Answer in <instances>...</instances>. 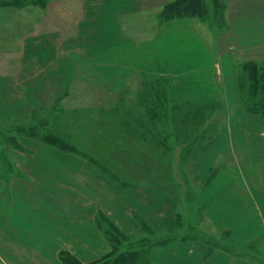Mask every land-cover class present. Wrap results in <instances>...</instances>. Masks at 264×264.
<instances>
[{
  "label": "crops",
  "instance_id": "crops-1",
  "mask_svg": "<svg viewBox=\"0 0 264 264\" xmlns=\"http://www.w3.org/2000/svg\"><path fill=\"white\" fill-rule=\"evenodd\" d=\"M152 1L86 0L87 11L106 10L101 19L104 45H92L90 34L75 39L78 32L67 39L58 32L43 33L26 39L27 52L35 57L32 64L39 70L55 65L56 72L71 65V75L74 61L80 58L92 63L101 59L135 61V66H128L126 74L120 75L122 79L124 75L126 80L136 75L147 81L171 76L177 81L180 97L197 104L223 102L229 122L225 138L212 151L217 160L220 150L235 139L233 131L238 126H233L232 114L242 115L243 111L236 106L240 94L234 61L240 56L264 61V0H227L231 21L227 31L217 33L192 19H178L153 27L146 39L127 35L123 20L159 3ZM100 48L104 52L95 51ZM25 62L27 67L31 61ZM92 70L102 73L103 69ZM70 79L68 74L66 82ZM0 80L11 86L6 105L0 93V119L11 121L14 127L29 123L32 97L46 98L49 88L35 95L17 94L13 78ZM118 100L119 95L103 106L115 108ZM7 152L16 171L0 175V264H63L60 253L64 250L83 263L108 256L112 245L97 223L101 212L129 235L142 232L144 225L157 227L148 228L150 234L165 242L152 246L149 264H264L251 253L255 249L264 252V188L258 201L248 199L239 191V177L226 166L200 192V204L208 217L201 220L199 232L191 230L190 223L177 221L178 194L169 185L127 187L90 159L33 136H19L15 145L7 146ZM206 160L210 168L215 156ZM192 235L200 238L197 245ZM212 235L217 242L202 240Z\"/></svg>",
  "mask_w": 264,
  "mask_h": 264
},
{
  "label": "rangeland",
  "instance_id": "rangeland-1",
  "mask_svg": "<svg viewBox=\"0 0 264 264\" xmlns=\"http://www.w3.org/2000/svg\"><path fill=\"white\" fill-rule=\"evenodd\" d=\"M13 1L0 0V77L13 78L14 84L17 85L15 89L17 94L28 95L29 92L35 95L42 93L45 88L49 90L46 98L41 99L33 95L31 103L33 118L29 123L14 127L11 121L0 119V158L2 157L0 175H3L2 172L16 171L13 163L7 160L9 159L7 146L15 145L19 136L35 138L42 136L48 126L55 125L63 112H65L63 114L70 113L73 116L77 110H90L86 117L93 122L99 120L102 115L109 116L110 113L111 118H114V113L120 104L125 106L122 114L126 113L127 118L132 116L133 124L135 123L134 114L146 116L142 129L125 130L126 133L135 135L133 139H143L140 148L143 151L142 154H147L153 160L150 168L143 165V168L136 169V171L139 170V174L144 178L141 184L157 183L156 176H154L156 171L161 167H166L165 170L169 174L165 181L171 178V182L161 184L169 185L177 191L179 204L176 217L179 223H185V225L190 223L191 230L198 229L197 231L200 232L201 220L208 217L206 209L200 204V192L225 166L233 171L236 177H239L240 193L246 197L248 195V199L251 198L252 201L259 200L260 189L264 188V121L259 113L248 109L251 107L253 110L254 104L263 99L261 94L260 97H254L251 100L247 88L243 95L238 81L243 73L244 63L255 61L253 58L240 56L237 61H234L240 94L236 106H241L244 112L242 111V115L232 114L233 126L234 124L238 126V129L233 131L235 139L227 145L226 149L222 147L223 150H220L216 160V153L212 151L216 149V144L225 138L229 122V115L226 113L223 102L197 104L192 99L180 97L176 89L178 88L177 81L171 76H160L147 81L136 75L128 76L126 80L124 75L122 79L120 75L126 74L128 66H135V61L101 59L92 63L93 61L89 62L80 58L74 61L73 75L69 70L71 65L68 67L65 65L61 70L58 68L55 72V65L50 70L43 67H39V70L36 65L32 64L35 57L32 58L29 55L26 47V39L31 36L58 32L62 34V37L71 39L79 32V36L75 39L90 34L92 45H104L105 24L101 21L102 15H106L104 7L98 8V12L87 11L86 0H47L44 6H21L13 4ZM174 1L153 0V3L159 2L154 8H145L141 12L132 14L128 19H124L122 26L126 34L132 37L138 35L146 39L151 36L153 27H161L169 21L178 19H192L200 27L210 26L217 33L227 31L231 26L228 14L230 3L227 0H204L205 7L202 14L199 12V14L181 18L167 19L166 5ZM51 44H54V41ZM95 51L104 52V48ZM24 61L25 63L31 62L25 67ZM91 64H95V67L93 68ZM105 65L108 66L107 70L111 75L107 71L105 74ZM92 69L103 70L102 73H95ZM56 74L60 76L59 81L56 80ZM68 74L71 79L67 83ZM0 93L4 95L6 105L7 96L11 95V86L7 81L2 84L0 80ZM13 94H15L14 89ZM118 95L119 100L115 108L108 109L103 106L106 100L114 99ZM77 120L79 119L73 120L76 125ZM234 121L237 122L234 123ZM124 124H129V122H124ZM149 125L151 129H148ZM29 127L37 129V136L27 131ZM94 127L98 126L94 125ZM151 143L153 145H150ZM211 155L215 156V161L208 168L206 159ZM126 186L136 187L137 185L128 184ZM250 188H254L255 193L252 194ZM106 219L109 218L103 212L98 215L97 223L103 234L110 229ZM145 228L147 231L143 229L142 232L135 234L136 236L130 234L122 248L131 247L136 250L139 247L147 253L158 238L153 236L146 244H138L137 240L143 239L142 235L151 231L148 228L156 229L157 227L147 226ZM216 238L215 235L208 238L204 236L202 240L217 242ZM192 239L195 245L200 242V238H194L193 235ZM255 250L251 253L258 255L264 261V252ZM104 260L98 263L103 264ZM61 261L65 264L62 258ZM140 264H149V260L144 258Z\"/></svg>",
  "mask_w": 264,
  "mask_h": 264
},
{
  "label": "trees",
  "instance_id": "trees-1",
  "mask_svg": "<svg viewBox=\"0 0 264 264\" xmlns=\"http://www.w3.org/2000/svg\"><path fill=\"white\" fill-rule=\"evenodd\" d=\"M12 3L21 6H44L47 0H14ZM204 7V0H175L166 5L165 15L167 19H172L199 14V12L202 14ZM242 69L243 73L238 81L243 95L247 88L251 100L254 97H260L261 94L263 99L254 104L253 110L251 107L248 110L259 113L264 121V62L249 61L244 63ZM118 106L117 111L114 113V118H111L110 113L109 116L102 115L96 122L86 117V114L89 113L90 110H77L73 116L70 113L63 114L65 113L63 112L57 122H55V125L48 126L47 130H44L45 133L40 137L38 136V138L51 146L90 159L95 165L111 173L117 182L125 186L128 184L132 186L139 185L144 178L139 174V170L136 171V169L143 168V165L150 168V164L153 160H151L147 154H142L143 151L140 148L142 147L141 141H143V139H133L135 135L128 134L125 130L131 131L135 130V128L142 127L146 116L143 114L140 116L138 113L134 114L136 124H133L132 116L127 118V115H125L126 113L122 114L125 106H121L120 104ZM75 118L79 119L77 120V125L74 123L75 121H73ZM124 122H129V124H124ZM94 125L98 127L96 128ZM148 129H151L150 125ZM36 130L37 129L34 127H29L27 129V131L31 132V135L37 136ZM150 145L153 144L151 143ZM163 163H165V161H163ZM165 168L161 167L159 170L156 169L157 171L154 176H156L158 184L162 182H171V178H168L169 181H165L167 180V174H169ZM106 221L109 222L110 229L106 230L104 235L112 245V251L106 259L102 258L88 264H99L98 262L104 259L103 264H140L141 261L143 262L144 258L145 260L148 259V254L152 247L147 253L144 249H140L139 247L136 250L131 249V247L128 249L122 248L124 241H128L130 235L122 232L114 223L109 221V219H106ZM145 227L144 225L143 228L146 230L147 228ZM142 236L143 239L139 238L137 240L139 241L138 244H146L148 239L151 240L153 236L158 238L153 243L154 245L165 242H161V237L157 236L155 233L150 234L149 232ZM60 256L65 264H84L73 254L65 250L60 253Z\"/></svg>",
  "mask_w": 264,
  "mask_h": 264
}]
</instances>
